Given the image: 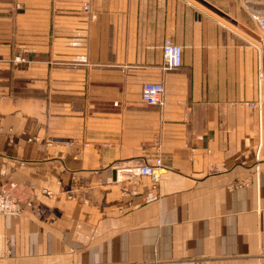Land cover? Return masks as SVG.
Masks as SVG:
<instances>
[{
  "label": "crops",
  "instance_id": "obj_1",
  "mask_svg": "<svg viewBox=\"0 0 264 264\" xmlns=\"http://www.w3.org/2000/svg\"><path fill=\"white\" fill-rule=\"evenodd\" d=\"M258 16L264 0H0V190L23 208L0 214V264H261Z\"/></svg>",
  "mask_w": 264,
  "mask_h": 264
},
{
  "label": "built area",
  "instance_id": "obj_2",
  "mask_svg": "<svg viewBox=\"0 0 264 264\" xmlns=\"http://www.w3.org/2000/svg\"><path fill=\"white\" fill-rule=\"evenodd\" d=\"M257 22L264 30V16H258ZM164 68L167 70L177 69L183 64V47L167 38L163 44ZM141 97L144 103L150 106L163 107L165 105V86L162 82H146L142 86ZM251 108L254 103H249ZM262 115V111H259ZM139 175L150 176L155 180L158 178V164H145L136 172ZM21 204L13 197L10 192L0 190V214L17 216L22 213ZM118 264V263H105ZM119 264H151V263H119ZM152 264H214L205 258H193L185 261H154ZM264 264V262H263Z\"/></svg>",
  "mask_w": 264,
  "mask_h": 264
},
{
  "label": "rangeland",
  "instance_id": "obj_3",
  "mask_svg": "<svg viewBox=\"0 0 264 264\" xmlns=\"http://www.w3.org/2000/svg\"><path fill=\"white\" fill-rule=\"evenodd\" d=\"M190 259H192V258H190ZM205 259H207V258H205ZM185 260H189V259H173V261H185ZM207 260H209V258ZM243 262H240L239 264H244ZM263 262H264V259L262 260V263L261 264H263ZM227 264H237V262H235V261H233V262L229 261ZM255 264H259V260H257V262Z\"/></svg>",
  "mask_w": 264,
  "mask_h": 264
},
{
  "label": "bare ground",
  "instance_id": "obj_4",
  "mask_svg": "<svg viewBox=\"0 0 264 264\" xmlns=\"http://www.w3.org/2000/svg\"><path fill=\"white\" fill-rule=\"evenodd\" d=\"M151 264H152V262H151Z\"/></svg>",
  "mask_w": 264,
  "mask_h": 264
}]
</instances>
